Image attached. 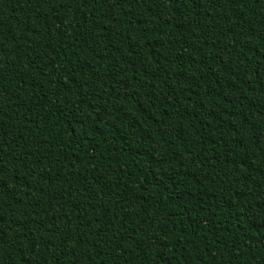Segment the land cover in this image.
I'll use <instances>...</instances> for the list:
<instances>
[{"label":"trees","instance_id":"trees-1","mask_svg":"<svg viewBox=\"0 0 264 264\" xmlns=\"http://www.w3.org/2000/svg\"><path fill=\"white\" fill-rule=\"evenodd\" d=\"M0 264H264V0H0Z\"/></svg>","mask_w":264,"mask_h":264}]
</instances>
